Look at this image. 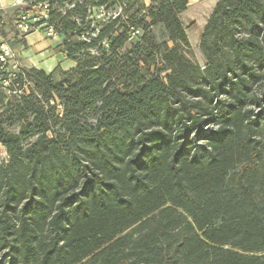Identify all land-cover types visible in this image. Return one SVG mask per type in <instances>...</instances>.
Segmentation results:
<instances>
[{
	"label": "trees",
	"instance_id": "trees-1",
	"mask_svg": "<svg viewBox=\"0 0 264 264\" xmlns=\"http://www.w3.org/2000/svg\"><path fill=\"white\" fill-rule=\"evenodd\" d=\"M25 1L49 3L77 65L32 67L0 114V243L20 264H264V0L219 1L205 66L189 0Z\"/></svg>",
	"mask_w": 264,
	"mask_h": 264
},
{
	"label": "rangeland",
	"instance_id": "rangeland-1",
	"mask_svg": "<svg viewBox=\"0 0 264 264\" xmlns=\"http://www.w3.org/2000/svg\"><path fill=\"white\" fill-rule=\"evenodd\" d=\"M26 1L23 0L21 5L25 6ZM144 3L149 6L151 4V0ZM20 8L18 6L10 5L4 7V11L0 14L5 18V23L0 24V39H3L16 47H23V56L31 60H24L28 65L35 63L32 67L40 68L45 70L46 72H51L56 68H60L56 70L55 80L59 81L62 78V69L68 68L72 61L65 56L64 49L62 46L63 37L58 35L55 38L47 36V29H42L36 31L34 33L26 36L22 41L19 38V34L12 25V16H14ZM119 13L117 9L115 12L113 10L101 13L104 16L101 19H97L95 25L102 24L103 22L109 20V18L116 16ZM126 18V17H125ZM124 18V19H125ZM194 15L192 16L189 13L186 15H181V19L185 27L187 28V33L191 42L192 51L189 53V56L192 57L193 61L200 64L201 66H205L207 61L200 49V40L201 35L203 33L204 24L202 23V19H197V23L193 21ZM153 34L156 38L157 42H163L167 40V35L162 25H155L152 27ZM143 35V31L140 32L139 36ZM137 37L132 39V42L136 41ZM173 45L172 43H170ZM131 43L128 44L127 48L131 47ZM126 48V49H127ZM93 54H96L95 52ZM97 55V54H96ZM98 56V55H97ZM31 66V65H30ZM162 63L158 60L156 66H151L150 68H146L144 74L152 73L157 68H160ZM37 94V92L35 93ZM17 103V100H3L0 104V114H4L7 118L10 115V112L13 108V105ZM261 128L259 129V133L262 137H264V119H261ZM6 129L10 133L18 134L20 132L21 124L13 123L12 121H7ZM0 264H20V259L15 251L14 245L10 241H2L0 243Z\"/></svg>",
	"mask_w": 264,
	"mask_h": 264
},
{
	"label": "built area",
	"instance_id": "built-area-1",
	"mask_svg": "<svg viewBox=\"0 0 264 264\" xmlns=\"http://www.w3.org/2000/svg\"><path fill=\"white\" fill-rule=\"evenodd\" d=\"M26 6L27 4L11 18L21 41L29 34L42 29H47L48 37L55 38L59 35L56 28L50 24L48 2ZM2 11L4 6L0 0V14ZM2 23H5V18L1 15L0 24ZM31 68L32 66L24 61L23 47H16L0 39V95L5 100H18L32 94L35 85L29 74ZM9 158L8 149L0 142V163H7Z\"/></svg>",
	"mask_w": 264,
	"mask_h": 264
},
{
	"label": "crops",
	"instance_id": "crops-1",
	"mask_svg": "<svg viewBox=\"0 0 264 264\" xmlns=\"http://www.w3.org/2000/svg\"><path fill=\"white\" fill-rule=\"evenodd\" d=\"M1 1H2V4L4 7H6V6L8 7L10 5L18 6L20 9L23 7L21 5L23 0H1ZM144 1L148 2L150 0H144ZM219 1L220 0H189L188 9L185 12H183L181 15H186L187 13L190 12V14L192 16L194 15L195 18H193V21L196 23L198 22L197 19L201 18L202 23L204 24V27H203V29H204L207 22H208V19L210 18L211 14L213 13V11H214L215 7L217 6V4L219 3ZM24 60H31V59L24 56ZM71 61H72V64L68 68H64L62 70L69 71V70L75 68L77 63L73 60H71ZM30 65L33 66L36 64L33 63Z\"/></svg>",
	"mask_w": 264,
	"mask_h": 264
}]
</instances>
